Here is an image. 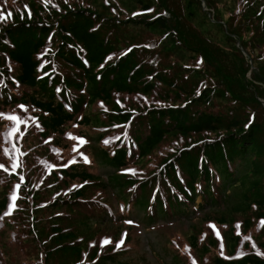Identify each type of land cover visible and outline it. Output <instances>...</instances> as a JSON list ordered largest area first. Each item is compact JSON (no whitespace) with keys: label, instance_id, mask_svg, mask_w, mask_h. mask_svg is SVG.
<instances>
[{"label":"trees","instance_id":"16d2710c","mask_svg":"<svg viewBox=\"0 0 264 264\" xmlns=\"http://www.w3.org/2000/svg\"><path fill=\"white\" fill-rule=\"evenodd\" d=\"M9 12L0 264L116 262L101 246L122 236L101 227L115 209L147 230L191 221L186 241L168 239L181 264H264V0H0ZM78 127L98 134L99 172L127 171L119 193L79 142L63 162L72 140L91 143Z\"/></svg>","mask_w":264,"mask_h":264},{"label":"rangeland","instance_id":"374dc122","mask_svg":"<svg viewBox=\"0 0 264 264\" xmlns=\"http://www.w3.org/2000/svg\"><path fill=\"white\" fill-rule=\"evenodd\" d=\"M196 19L203 29L213 30V32H217L219 36L223 35L218 30L211 15L207 16L203 15L200 12H197ZM74 129H81L83 133L88 134L91 137V143L87 146L85 143H82L80 139L72 140L71 142L74 146L73 148L71 147L72 153H70L69 155L67 154L68 156H66L63 162L66 161L67 164H70L75 160V158L77 157V154H74L75 147L76 143L79 142V149H86L85 155L86 158L88 157L87 159H89V168L92 171H98L96 173L101 175V179L104 182L107 181V176H111V182L115 185L114 188L110 185L111 191L116 190V192L119 193L121 188L119 185L123 184V177L124 174L127 173V171L123 170V172H119L118 174H116V172H118L117 168L115 169L109 167V170L103 169V171H108V173L99 172V170H101L105 166V163L101 161V159L103 158L98 155L99 151L93 147V144L95 143L97 148L101 146L100 143L96 142V137L98 136L96 130L88 129L86 127H78L77 129ZM7 134L10 136H14L16 133L8 132ZM58 139L60 142H64V139L62 137ZM37 141L39 140H36V142ZM59 147H61V145H59ZM51 168L52 167L49 165L48 170H51ZM229 188L230 192H232L234 189V187L232 186H230ZM110 198L114 207L116 208V197L110 196ZM125 199L126 198H124V200ZM200 201V197L197 196L195 204ZM232 204L233 203H228L227 205H225L227 206V208L222 206L219 209L214 210V215L216 216L217 212L225 214L226 211H229L230 208H232ZM115 211L116 213H118V218L115 220V222H110L107 225L101 226L105 230L110 229L116 232L118 229H121L122 231L121 237L117 236L114 233L112 240L108 238L106 239L109 241L108 243H104L105 240L102 242L101 246L105 248L104 253H107L105 255L115 252L117 253L115 257L116 262H111L108 264H123V262H127L128 264H173V260H175L177 264H181L183 262V254H181L180 251H178L172 243H169L170 240L168 239H175L182 242L186 241V238L190 234L192 229L191 221L188 222L187 220H184L183 222L185 224L182 227H180V225L175 222L173 226H164V229H156L154 227L150 228V230H147L145 224L137 226L133 224L129 217H127L126 223L123 224L122 222H120L121 218H119V215L121 213H119L117 209H115ZM136 216L141 218L140 213H138ZM128 221H131V223H128ZM94 231H97V228L95 226H93L92 232ZM127 236L128 239L126 238Z\"/></svg>","mask_w":264,"mask_h":264},{"label":"snow or ice","instance_id":"6c2138e0","mask_svg":"<svg viewBox=\"0 0 264 264\" xmlns=\"http://www.w3.org/2000/svg\"><path fill=\"white\" fill-rule=\"evenodd\" d=\"M47 2H50V0H46V3H47ZM25 7H27V6H25ZM10 15H11L10 12L7 13L6 15L3 14V13H0V19H6L7 16H10ZM21 107H23V106H21ZM0 115H3V114H0ZM8 119L13 120V121H16L17 123L22 122V121L20 120V118L17 117V116H15V115H10V116L8 117ZM81 142L83 143L84 141H81ZM0 167H2V165H0ZM16 199H17V197H16V196H13V201H15ZM13 207H15V204H14V203H13ZM6 214H10V213H6ZM128 223H131V221H128ZM261 223H262V225H264V221H262ZM213 227H214V226H213ZM245 239H246V240H249V239H251V237H245ZM108 242H109L108 240H105V241H104V243H108ZM121 243H122V241H121Z\"/></svg>","mask_w":264,"mask_h":264},{"label":"water","instance_id":"95a60500","mask_svg":"<svg viewBox=\"0 0 264 264\" xmlns=\"http://www.w3.org/2000/svg\"><path fill=\"white\" fill-rule=\"evenodd\" d=\"M203 5H205L204 1H203Z\"/></svg>","mask_w":264,"mask_h":264}]
</instances>
